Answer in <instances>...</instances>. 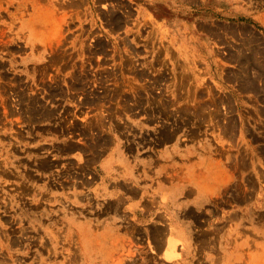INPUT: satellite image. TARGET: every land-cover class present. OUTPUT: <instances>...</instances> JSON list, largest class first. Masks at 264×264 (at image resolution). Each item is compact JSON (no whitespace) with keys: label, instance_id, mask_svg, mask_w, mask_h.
Instances as JSON below:
<instances>
[{"label":"rangeland","instance_id":"374dc122","mask_svg":"<svg viewBox=\"0 0 264 264\" xmlns=\"http://www.w3.org/2000/svg\"><path fill=\"white\" fill-rule=\"evenodd\" d=\"M108 151L166 225L94 208ZM0 264H264V0H0Z\"/></svg>","mask_w":264,"mask_h":264},{"label":"crops","instance_id":"0c3cea01","mask_svg":"<svg viewBox=\"0 0 264 264\" xmlns=\"http://www.w3.org/2000/svg\"><path fill=\"white\" fill-rule=\"evenodd\" d=\"M118 163L119 155L116 152L108 151L97 164L99 171L95 183L89 190H86L91 195L94 208L110 215V219L113 216L121 217L125 213H130V219L135 221L140 228L152 229L157 225H166L168 221L164 217H159L156 220L153 218H157L158 214L172 212L169 207H172L175 201L173 190H160L158 187L162 185L160 182L157 184L158 180L156 179V185L150 191L148 181L129 177V171L134 170L133 167L122 166ZM165 185L169 186V183H165ZM179 193L175 197L177 201L181 202L180 212L182 213L189 206V190L181 188ZM164 196H168L167 202L163 200ZM166 240L168 241V237Z\"/></svg>","mask_w":264,"mask_h":264},{"label":"bare ground","instance_id":"6f19581e","mask_svg":"<svg viewBox=\"0 0 264 264\" xmlns=\"http://www.w3.org/2000/svg\"><path fill=\"white\" fill-rule=\"evenodd\" d=\"M161 12L162 13H164V14H167V12H166V10L163 8V9H161ZM118 21H119V19H118ZM114 22V21H113ZM116 22H117V20H116ZM247 58V57H246ZM140 73H142V72H140ZM138 74V73H137ZM242 76V75H241ZM243 76H245V75H243ZM250 84H251V82H250ZM169 135V134H168ZM100 142V141H99ZM95 145V144H94ZM100 145V144H99ZM69 146V145H68ZM97 147V146H96ZM98 149H96V151H97ZM44 163V162H43ZM45 166V165H44ZM189 213V212H188ZM151 229V228H150ZM163 234V233H162ZM156 235V234H155ZM154 237V236H153ZM160 237V236H159ZM157 238H158V236H157ZM172 239V238H171ZM158 240V239H157ZM174 240L175 239H172V242L175 244V242H174ZM168 241H169V239H168ZM159 242H160V240H159ZM158 245H159V243H157ZM173 244V245H174ZM168 251V250H167ZM165 253V252H164ZM167 253V252H166ZM170 254V252L168 253V255Z\"/></svg>","mask_w":264,"mask_h":264}]
</instances>
